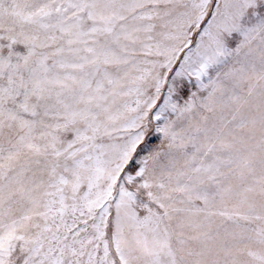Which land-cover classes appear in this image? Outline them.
Wrapping results in <instances>:
<instances>
[{
	"label": "snow or ice",
	"instance_id": "6c2138e0",
	"mask_svg": "<svg viewBox=\"0 0 264 264\" xmlns=\"http://www.w3.org/2000/svg\"><path fill=\"white\" fill-rule=\"evenodd\" d=\"M0 264H264V0H0Z\"/></svg>",
	"mask_w": 264,
	"mask_h": 264
}]
</instances>
